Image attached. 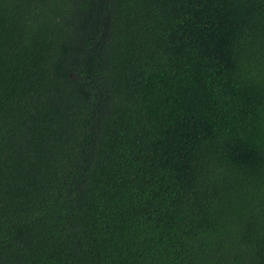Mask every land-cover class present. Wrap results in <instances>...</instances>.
<instances>
[{"label":"trees","instance_id":"16d2710c","mask_svg":"<svg viewBox=\"0 0 264 264\" xmlns=\"http://www.w3.org/2000/svg\"><path fill=\"white\" fill-rule=\"evenodd\" d=\"M0 264H264V0H0Z\"/></svg>","mask_w":264,"mask_h":264}]
</instances>
